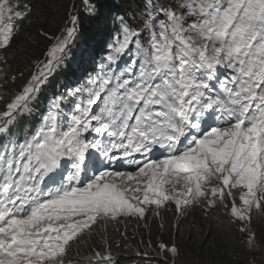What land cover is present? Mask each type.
<instances>
[{
	"label": "snow or ice",
	"instance_id": "6c2138e0",
	"mask_svg": "<svg viewBox=\"0 0 264 264\" xmlns=\"http://www.w3.org/2000/svg\"><path fill=\"white\" fill-rule=\"evenodd\" d=\"M81 3L99 15L101 0ZM34 19L31 0H0V264H116L129 219L148 232L137 255L212 264L176 239L196 209L264 256V0H143L113 15L98 60L81 51L92 71L46 99L76 61L81 18L73 5L55 32L28 34L44 47L13 67ZM25 118L36 126L20 139Z\"/></svg>",
	"mask_w": 264,
	"mask_h": 264
},
{
	"label": "trees",
	"instance_id": "16d2710c",
	"mask_svg": "<svg viewBox=\"0 0 264 264\" xmlns=\"http://www.w3.org/2000/svg\"><path fill=\"white\" fill-rule=\"evenodd\" d=\"M142 2L143 0H101L99 15L97 17H89L83 11L81 0H31L35 19L32 24L25 25L24 30L16 38L10 53L14 57L11 63L13 67L19 66L22 68L25 66L26 61L34 58L38 51L43 49L45 42L40 40L36 44H33L27 38L28 34H37L41 26L50 32H55L62 22L67 19L68 10L73 5L79 10L81 18L80 36L85 38L90 46L93 47L95 55L97 52L101 53L115 36L116 29L112 22L113 15L118 12L137 11ZM124 59H127V57H124ZM76 62H69L66 70L57 73L49 87L59 92L64 90L62 86L72 85V80L77 83V79L75 78V74L78 73L75 70ZM79 63L81 69L79 71L80 77H83L81 73H83V69L88 71V66L82 61H79ZM47 97L48 95H45V98ZM164 216L169 226L165 239H169L171 237L170 225L173 215L172 213H165ZM129 220L127 222V233L130 247L124 248L122 241V246L119 249H113L116 253L117 262L118 264H145V261L142 260L143 256H137V250L141 239L144 240L145 247L147 246L148 232L142 225L137 229L134 219H132L133 224ZM180 225L182 236L178 235L176 239L185 254L198 255L210 260L212 264H253V262L254 264H264V256H261L259 252L249 253L239 246L229 244L225 233L222 231L223 225L217 220L215 211H212L207 216L205 214L202 215L199 209L191 211L187 218L181 220ZM109 226L111 229L108 230V235L113 242L121 239L113 226ZM119 227L121 231L124 230V225H120ZM259 227L264 229V224H261ZM158 231V224L153 223L151 225L153 240H155ZM94 240H96V237H94ZM140 250L142 251L143 249ZM130 258H132V261L127 260ZM160 261L161 258L153 254V259L149 264H160Z\"/></svg>",
	"mask_w": 264,
	"mask_h": 264
},
{
	"label": "rangeland",
	"instance_id": "374dc122",
	"mask_svg": "<svg viewBox=\"0 0 264 264\" xmlns=\"http://www.w3.org/2000/svg\"><path fill=\"white\" fill-rule=\"evenodd\" d=\"M90 46L89 42L85 40V38H78L75 47L73 48V52L76 54V61H82L78 54L81 55V50L80 49H84L85 47ZM76 61H71V62H76ZM90 64V63H87ZM76 75V74H75ZM76 77V76H75ZM62 88H64L62 86ZM49 89L52 90L51 87H49ZM36 126V119L35 118H25L23 120H21L19 122V124L14 127L12 129V133L16 136L18 135H23V133L25 134L26 131H30L31 129H33ZM24 127H26V129L24 130ZM200 213L202 215H204V213L200 210ZM211 213V212H209ZM131 224H133L134 222L132 221V219L129 220ZM128 222V221H127ZM110 226H108V230H110ZM109 233V232H108ZM116 236V234H115Z\"/></svg>",
	"mask_w": 264,
	"mask_h": 264
},
{
	"label": "bare ground",
	"instance_id": "6f19581e",
	"mask_svg": "<svg viewBox=\"0 0 264 264\" xmlns=\"http://www.w3.org/2000/svg\"><path fill=\"white\" fill-rule=\"evenodd\" d=\"M110 26H111V25H110ZM101 55H103V51L101 52ZM78 56H79V58L81 59V55L78 54ZM81 60H82V59H81ZM125 60H126V59H125ZM122 62H123V61H122ZM85 64L88 66V68H87L88 71H86V70H85V71H86L87 73H88V72H91V71H92V68L94 67V65H92V64H87L86 62H85ZM78 74H79V71H78V73L75 75V76H76V77H75L76 79H77ZM52 90L55 91L54 89H52ZM17 137L20 138V139H23V135H18ZM2 139H4V138L1 137L0 140H2ZM134 234H135V233H134ZM132 236H133V234H132ZM134 237H135V236H134ZM147 238H148V237H147ZM96 239H97V238H96ZM134 250H136V249H134ZM142 260L145 261L144 258H143ZM123 261H124V260H123ZM116 264H118V262H117V258H116Z\"/></svg>",
	"mask_w": 264,
	"mask_h": 264
},
{
	"label": "clouds",
	"instance_id": "9594fccd",
	"mask_svg": "<svg viewBox=\"0 0 264 264\" xmlns=\"http://www.w3.org/2000/svg\"><path fill=\"white\" fill-rule=\"evenodd\" d=\"M193 211H197V209L196 210H193ZM137 256H139V255H137ZM144 258V257H143ZM127 260H130V261H132V258H130V259H127ZM144 260H145V264H149L150 263V261L149 260H147L146 258H144Z\"/></svg>",
	"mask_w": 264,
	"mask_h": 264
}]
</instances>
